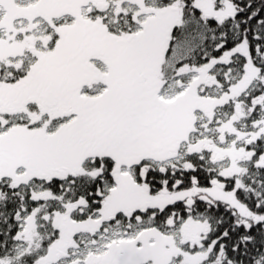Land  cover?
<instances>
[{"label": "snow or ice", "instance_id": "snow-or-ice-1", "mask_svg": "<svg viewBox=\"0 0 264 264\" xmlns=\"http://www.w3.org/2000/svg\"><path fill=\"white\" fill-rule=\"evenodd\" d=\"M0 264H264V0H0Z\"/></svg>", "mask_w": 264, "mask_h": 264}]
</instances>
